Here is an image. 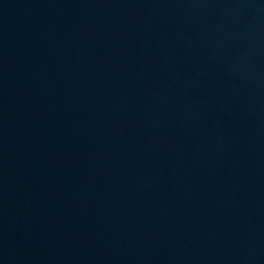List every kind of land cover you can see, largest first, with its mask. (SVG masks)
I'll return each mask as SVG.
<instances>
[{
  "label": "water",
  "instance_id": "water-1",
  "mask_svg": "<svg viewBox=\"0 0 264 264\" xmlns=\"http://www.w3.org/2000/svg\"><path fill=\"white\" fill-rule=\"evenodd\" d=\"M0 264H264V0H0Z\"/></svg>",
  "mask_w": 264,
  "mask_h": 264
}]
</instances>
